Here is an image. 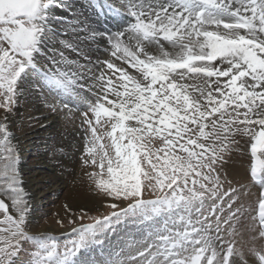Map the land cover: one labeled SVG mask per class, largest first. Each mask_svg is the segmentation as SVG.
Listing matches in <instances>:
<instances>
[{"label":"snow or ice","instance_id":"obj_1","mask_svg":"<svg viewBox=\"0 0 264 264\" xmlns=\"http://www.w3.org/2000/svg\"><path fill=\"white\" fill-rule=\"evenodd\" d=\"M87 7L115 30L65 0H0V264L22 252L27 264H264L255 246L264 241V0ZM28 91L50 113L79 111L82 164L100 197L96 215H72L63 242L28 231L21 148L9 130ZM238 137L260 188L255 208L221 174ZM245 215L252 246L242 250L235 225Z\"/></svg>","mask_w":264,"mask_h":264},{"label":"bare ground","instance_id":"obj_2","mask_svg":"<svg viewBox=\"0 0 264 264\" xmlns=\"http://www.w3.org/2000/svg\"><path fill=\"white\" fill-rule=\"evenodd\" d=\"M113 1L119 4V0ZM49 102H52L51 97ZM75 114L74 110L50 113L45 101L35 92L28 91L20 99L19 106L11 117L9 130L13 133V142L18 141L21 148L23 187L31 207L29 218L35 221L31 222L34 225L48 210L45 208L53 203L50 197L58 195L66 190L71 182H75L72 177L77 170L74 160L78 158L80 145H83V142L80 144L81 140L77 139L80 130ZM2 116L3 113H0V118ZM29 159L32 161L28 162ZM74 194V191L68 190L65 197L67 202L72 203V209H75L77 204L84 205L81 209L96 207L92 197L83 196L79 202L78 196L73 197ZM64 213L63 209L60 215ZM46 230L53 231L54 234L59 232L55 227Z\"/></svg>","mask_w":264,"mask_h":264},{"label":"rangeland","instance_id":"obj_3","mask_svg":"<svg viewBox=\"0 0 264 264\" xmlns=\"http://www.w3.org/2000/svg\"><path fill=\"white\" fill-rule=\"evenodd\" d=\"M113 2L116 5H118V2L115 1ZM65 4L71 5L76 13H84V16H82L81 18L82 19L90 18L94 27H99L100 29L108 28L111 30H115L111 22H106L102 15L100 17L95 16L92 13V11L88 9L87 7L88 0H65ZM82 44H84V46ZM81 47H83L85 50L92 49L91 52L96 54L104 53V45L102 44H97L87 41V42H81ZM165 48L168 51H172L171 47L167 44H165ZM149 51L155 54L154 48H150ZM93 58H95V56H93ZM217 63L219 64V61H217ZM74 112L76 113L75 114V118L77 120L76 123L78 125V129L80 130L77 133L78 136L77 139L81 140L80 144L83 142V145L82 146L80 145V149L78 151L79 152L77 155L78 158L74 160V162L76 163L77 170L72 177H74L75 182H71L68 188L63 192L59 193L58 195L51 196L50 199L53 200V203H50L45 208L48 210H46V212L43 214V216L40 218V220L37 222L36 225L32 224L35 221L31 220L32 223L28 229L30 234L38 235L41 233H46L57 237L61 242H63V240L66 238L67 233L70 232L71 227L73 226L68 224V220L72 218L73 214L79 216L81 208L84 207V205L78 206L77 204L74 206L75 209L74 208L72 209V206H70L72 203H69L65 200L68 190L75 192L73 197L78 196L77 198L79 202L81 201L82 199L81 197L83 196H90L93 198L94 206L96 207L94 209H86L88 210L89 215H96L97 214L96 209L100 205V197H98L95 192L93 191L90 192V188H89V179L86 173L91 171L92 169L85 167L82 164V153H83V147L85 141L80 127L81 120H80L79 111L74 109ZM0 113H3V110H0ZM238 139L240 138L238 137ZM246 140H247L246 137L240 139L239 147L238 148L234 147L233 151H231L229 154H226L223 162V168L221 174L222 176L226 175L227 179L231 180L232 182L231 187L239 189L237 193V198L239 202L244 204L245 207L255 208L257 205V198L259 196L260 188L250 182V178H249L250 153L248 151V145L245 143ZM30 159L33 160V158ZM30 159L28 160V162L32 161ZM228 187H229L228 184L224 185L225 189H227ZM8 203L10 204V202ZM65 206H67V208ZM63 209L65 213L60 215ZM69 209L71 211H69ZM9 211L10 213L13 211L11 207H9ZM100 211H104V209L100 208ZM2 218L3 216L2 214H0V219ZM59 220L63 221V226L57 223V221ZM249 223H250L249 217L245 215V216H241L239 221L235 225L236 235L234 237V240L236 242V246L242 250L252 246V241L249 232ZM52 227H55L56 229L59 230L58 234H54L53 231L46 230V228H52ZM122 236L123 234H121V236L113 237L111 243L113 245L116 244L122 238ZM229 239H233V238H229ZM255 246L257 248L264 247V241L258 240L255 243ZM24 247L25 249H30L31 245L25 244ZM108 247L109 245L106 244L105 248L107 249ZM98 255H99V250L91 254L92 257H98ZM28 259L29 257L26 255V253L22 252L17 258L16 264H27Z\"/></svg>","mask_w":264,"mask_h":264}]
</instances>
